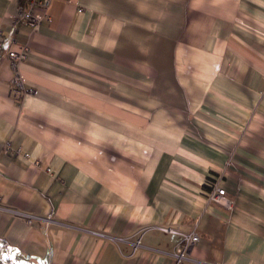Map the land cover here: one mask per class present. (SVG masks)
<instances>
[{
  "label": "crops",
  "instance_id": "0c3cea01",
  "mask_svg": "<svg viewBox=\"0 0 264 264\" xmlns=\"http://www.w3.org/2000/svg\"><path fill=\"white\" fill-rule=\"evenodd\" d=\"M27 1L0 0V264H176L167 225L200 235L181 264H264V0H49L36 31Z\"/></svg>",
  "mask_w": 264,
  "mask_h": 264
},
{
  "label": "built area",
  "instance_id": "2783aa9c",
  "mask_svg": "<svg viewBox=\"0 0 264 264\" xmlns=\"http://www.w3.org/2000/svg\"><path fill=\"white\" fill-rule=\"evenodd\" d=\"M49 0H28L25 5L18 7L16 21L24 22L32 31H36L43 19L46 16ZM2 45V37H0V46ZM29 46L24 45L18 50H9L8 56L11 60L14 69V75L11 78V95L15 100L24 97L26 93L34 91L26 84L27 80L20 70V63L27 58ZM38 163V162H37ZM49 170V168H48ZM220 180L210 182V187L205 191L209 202H214L232 208L233 200L227 196L226 189L219 183ZM29 222L32 221L33 216L22 213ZM162 230L166 233H176L181 235V240L172 252L176 264H181L184 260L188 259L190 252L194 245L199 241L200 235L198 232L193 231L190 233L180 232L176 227L167 225L163 226ZM141 245V238L136 241V247Z\"/></svg>",
  "mask_w": 264,
  "mask_h": 264
}]
</instances>
